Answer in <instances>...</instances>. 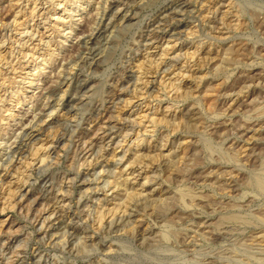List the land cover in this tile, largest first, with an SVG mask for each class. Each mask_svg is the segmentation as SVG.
Listing matches in <instances>:
<instances>
[{
    "label": "rangeland",
    "instance_id": "1",
    "mask_svg": "<svg viewBox=\"0 0 264 264\" xmlns=\"http://www.w3.org/2000/svg\"><path fill=\"white\" fill-rule=\"evenodd\" d=\"M21 263L264 264V0H0Z\"/></svg>",
    "mask_w": 264,
    "mask_h": 264
},
{
    "label": "bare ground",
    "instance_id": "2",
    "mask_svg": "<svg viewBox=\"0 0 264 264\" xmlns=\"http://www.w3.org/2000/svg\"><path fill=\"white\" fill-rule=\"evenodd\" d=\"M112 1V0H111ZM107 2H109V1H107ZM111 3H113V2H111ZM125 4V3H124ZM109 5H111V4H109ZM113 5V4H112ZM61 6V5H60ZM116 6V5H115ZM123 6V5H122ZM180 6V5H179ZM122 8V7H121ZM128 8V7H127ZM106 10V9H105ZM104 11V10H103ZM13 26V25H12ZM106 26V25H105ZM166 29V28H165ZM35 35V34H34ZM81 85V84H80ZM141 96V95H140ZM51 108V107H50ZM45 109H47V108H45ZM28 121V120H27ZM247 129V128H246ZM22 130V129H21ZM22 133V132H21ZM5 134V133H4ZM17 136H20V135H17ZM34 143V142H33ZM82 146V145H81ZM90 164V163H89ZM132 199V198H131ZM64 206V205H63ZM126 207V206H125ZM111 220H114V219H111ZM109 224H111L113 221H110V219H109ZM111 222V223H110ZM111 225H113V224H111ZM110 226V225H109ZM213 241V240H212ZM65 242V241H64ZM196 243V242H195ZM88 244V243H87ZM78 253V252H77ZM20 263V262H19ZM22 264V263H21ZM45 264V263H44Z\"/></svg>",
    "mask_w": 264,
    "mask_h": 264
}]
</instances>
